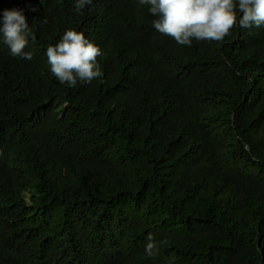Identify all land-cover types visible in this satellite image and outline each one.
<instances>
[{"label": "trees", "instance_id": "1", "mask_svg": "<svg viewBox=\"0 0 264 264\" xmlns=\"http://www.w3.org/2000/svg\"><path fill=\"white\" fill-rule=\"evenodd\" d=\"M12 8L35 39L0 45V264H264V26L188 47L136 0ZM66 29L102 50L90 84L49 72Z\"/></svg>", "mask_w": 264, "mask_h": 264}, {"label": "clouds", "instance_id": "2", "mask_svg": "<svg viewBox=\"0 0 264 264\" xmlns=\"http://www.w3.org/2000/svg\"><path fill=\"white\" fill-rule=\"evenodd\" d=\"M93 0H74V11L80 14ZM156 17L152 26L159 34L171 37L178 45L191 47L193 40L222 41L234 27L249 29L264 26V0H136ZM35 11V9H33ZM32 28L22 9H4L0 13V45L13 58L31 60L25 51L34 42ZM102 50L83 32L66 29L55 45L46 49L49 72L61 85L77 87L79 81L91 83L102 75L97 57ZM145 254H157L151 234Z\"/></svg>", "mask_w": 264, "mask_h": 264}]
</instances>
